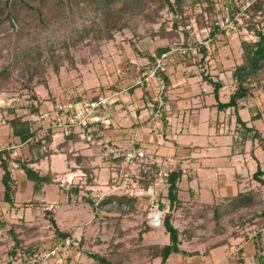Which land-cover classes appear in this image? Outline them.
<instances>
[{
  "label": "rangeland",
  "instance_id": "374dc122",
  "mask_svg": "<svg viewBox=\"0 0 264 264\" xmlns=\"http://www.w3.org/2000/svg\"><path fill=\"white\" fill-rule=\"evenodd\" d=\"M124 1H116L114 7H120ZM106 7L104 0H0V72L5 71L10 75V80L5 78L6 74L0 75V149L12 141V128L7 119L22 115L35 126L44 125L42 134L46 133L48 126L53 125L55 134L51 147L55 153L33 165L42 173L51 170L57 174L56 183L44 185L35 192L34 183L26 179L16 164L13 166L18 185L16 206L11 207L0 199V216L8 221L5 227L0 228V264H29L20 256V252L15 258L9 254L14 243L7 231L11 225L18 224L17 231L26 243L36 239L52 240L53 224L45 216L44 209L31 204L32 199L46 201L47 208L53 209L59 227L72 232V238L67 240L65 246L60 244V240H55L58 243L55 253L38 257L40 262L98 264L88 255L92 252L106 255L113 262L120 260L122 264H154L147 254L139 250L141 246L169 241V234L162 223L164 209L159 207L160 202L169 207L168 184L159 176L156 183L145 190L142 183L145 176L141 175L140 170H149L148 175L151 176L154 170L152 163L159 165L160 172H165L178 162L185 170L179 192L184 204L176 209L173 223L181 230L191 223L194 226L201 224L193 238L182 239L181 247L204 252L210 245L226 239L227 244L218 246L217 257H213L215 261L229 264L226 261L229 255L235 261L240 257L247 258L243 252H249L251 259L248 256V264H258L253 253L256 247L264 245V216H257L264 206V186L254 179L253 174L258 163L264 169V145L252 139L241 143L242 128L232 108L218 112L216 108L208 106L216 100L212 86L202 75L199 46L191 47L185 59L184 54H168L163 61L166 64L164 73L170 76L172 83L176 81V86L171 89L191 85L189 90L194 91L204 87L211 91V96L206 98V106L197 98L185 102L194 108L189 114L183 113L186 105L182 106L179 102L176 105L170 100L166 103L164 114L170 119L172 113L173 120L168 125L169 129L167 125L164 126L161 114L159 112L160 116H157L153 103L164 86L163 77L155 74L147 78L153 69H143L149 60L132 45L130 39L135 38L134 30L126 28L116 31L113 39L100 42L92 32H87L91 27H105ZM163 15L170 21V27L172 14L164 9ZM218 17L221 21V15ZM137 20L140 22L137 31L141 32L144 22L141 23L139 15L132 21ZM238 21L242 23L239 18ZM159 26L154 25L156 28ZM191 26L193 40L204 42L209 48L212 75L225 81L220 92L221 100L225 101L234 88L233 68L242 61L241 39L257 37L247 30L245 24L238 29L230 23L226 33L220 34L215 49L210 41L205 40L208 28L200 27L195 22ZM178 38L180 43L176 42L177 38L171 40L147 36L136 40L135 44L139 50L150 51L165 44L181 47L183 33ZM36 51H41L45 73L42 76L37 72L28 83L30 87H27L29 61H24V58ZM53 53L56 58H62L59 71L54 69ZM174 74L177 78H172ZM189 74L191 76L187 78ZM41 78V83H37ZM32 93L37 94L41 101L40 114L30 112V105H36L39 100L32 99ZM96 96L101 103L91 107L90 104L97 101L94 99ZM257 96L247 102L248 110L241 111V117L264 135V87ZM201 106L205 108L195 109ZM257 113H261L260 118L250 119ZM87 122L96 123L89 128V132L82 127ZM99 122L103 130L97 125ZM69 123L73 124L81 137V140L70 143L71 149L76 154L91 157V184H87V176L81 165L69 159L64 147L60 146L64 135L70 130ZM193 123L198 125L193 126ZM109 124L115 131L113 140L116 142L110 143L104 137L98 140L92 138L95 131L104 136L102 132L107 133ZM135 139L140 143L144 157H138L126 166ZM14 145L16 157L30 158L27 144ZM232 146H235V152H232ZM118 155H126L119 170L113 161ZM125 166L127 170H124ZM1 176L0 168V181ZM76 184L84 188L78 195L68 196L63 188ZM127 189L138 196L137 211L134 213L122 214L117 210L104 209L96 214L83 198L90 195L98 201L109 193L121 194ZM247 191L252 194L251 203L231 208L233 197L238 192ZM0 194H3L1 182ZM202 203H219L224 208H230L221 218L222 230L215 229L212 210L205 217H197ZM156 217L160 223H155ZM21 223L30 229H24ZM146 224L152 227V231L140 236ZM259 231L260 236L257 234ZM194 257H190V261ZM31 263L37 264L36 261Z\"/></svg>",
  "mask_w": 264,
  "mask_h": 264
},
{
  "label": "trees",
  "instance_id": "16d2710c",
  "mask_svg": "<svg viewBox=\"0 0 264 264\" xmlns=\"http://www.w3.org/2000/svg\"><path fill=\"white\" fill-rule=\"evenodd\" d=\"M116 1L119 0H104L106 4V10L104 17H106L105 27H91L87 30L89 34L92 32L93 37L97 41L113 39L116 31H123L126 28L134 30V39H130L135 50L143 52L144 56L148 58V63L143 69H154L158 60L163 54L179 53L181 56L186 55L190 52L189 50L193 46H199L201 52V58H199L200 66L203 67L202 75L205 81H207L213 88V94L216 102L213 106L218 112L226 111L230 108L234 110L236 114V120L241 126L242 141L244 144L246 140L252 139L257 140L261 145H264V135L255 125H248V122L242 119L240 115V109L244 107V102L250 100L255 96V92L264 87V0H125L120 7H114ZM166 9L168 13L172 14L171 26H168V18H164L163 10ZM137 15L141 16V23L144 22V30L141 32L137 31L140 26V22L132 21L137 18ZM221 15V21L218 17ZM238 18L241 19L242 23H239ZM132 21V22H131ZM134 22V24H133ZM192 22H195L200 27H206L209 29L208 35L205 40L211 42L216 49V43L220 40V34H225L227 27L230 23H233L238 27H245L249 32H253L257 39H241L240 45L242 48V61L235 65L232 72L234 88L230 92L227 100H221V90L225 86L222 79L212 75L210 71L209 59L211 53L209 48L204 42L193 40L191 36ZM160 24L159 28L154 25ZM183 33L184 41L181 47H171L170 44L157 46L153 51L143 50L137 48L135 44L136 40L143 39L147 36L152 38L160 37L162 39L177 38L176 42L179 41V34ZM84 38V36H83ZM175 42V41H174ZM174 48V49H173ZM183 50V52H182ZM41 51H36L35 54L28 53L24 61H29L27 70L30 72V77L27 80L25 86L30 87L28 84L33 79L34 75L40 73L44 75L45 66L41 61ZM168 56V55H167ZM54 61V69L59 71L61 56L56 58L55 54H52ZM197 63V62H196ZM147 67V68H146ZM142 69V70H143ZM6 74V75H5ZM157 76L162 75L164 86L159 91V97L154 100L155 112H160L161 118L164 122V126L167 125L166 116L164 114L166 108V102L168 100L167 90L168 86L171 85V80L162 68H158L155 72ZM0 75H5L7 80H10L9 73L5 71L0 72ZM44 78V77H43ZM41 79H38L37 83H41ZM32 99L38 100L37 94L32 93ZM94 99L98 101L96 96ZM41 104L40 99L34 105H30V112L40 114ZM163 112V113H162ZM261 113H257L251 119L260 118ZM12 128L11 140L6 147L0 149V168L2 170L1 183L3 186V198L2 200L8 203L11 207L16 206V194L18 192V185H16V178L13 174V166L16 164L17 167L22 171L28 181L34 183L35 192L40 191L44 185L56 183L57 174L51 170L46 173H42L41 170L36 169L33 164L40 162L45 157H50L55 150L51 147L54 140V127L53 125L48 126L46 133L42 134L44 125L35 126L31 120L24 119L22 115L13 117L12 119L6 120ZM96 123H87L83 125L85 132H89V128ZM69 131L64 135V140L60 143L61 147H64V151L69 159H73L80 164L81 169L87 176V184H91L93 177L91 174L90 159L91 157L75 153L71 149L70 143L81 140L80 134L74 130L73 124L69 123ZM102 135H98V132H92L93 139H101ZM18 139V140H17ZM87 140V139H86ZM14 144H27L29 146L30 158H19L14 155L15 147ZM140 150V143H136L132 149V157L126 166H129L133 161L138 158V151ZM126 155H118L113 158V161L118 165V170L124 163ZM124 167L127 170L128 167ZM154 170L153 173L148 175L149 170H140L141 175H144L142 183L145 190L153 186L157 179L163 177L168 184L167 198L169 201V207L165 206L164 203L160 202L159 207L164 209L162 214V223L165 231L169 234V241L164 244H151L147 247H140L139 251L147 254L149 259L161 257L160 264H166L169 256L172 254H182L184 257H192L200 254L198 250H187L181 247L182 239H191L196 235V231L201 224L193 223L189 227L181 230L176 227L173 223L175 218V211L183 206L184 201L180 198V182L185 175V170L182 167V163L178 162L172 169L160 172V167L156 163L151 165ZM254 179L258 180L264 186V169L261 164L258 163L257 170L253 174ZM124 178V177H123ZM141 181V180H140ZM123 182V179L120 183ZM84 188L83 185L76 184L70 188H63L64 192L71 196L73 194L78 195ZM87 192H91L90 189H85ZM84 200L88 202L94 209L96 214H99L102 210H117L122 214L134 213L137 211L138 196L127 192L121 194L109 193L100 200H94L90 195L83 196ZM252 194L251 192H238L231 201V208H238L243 205H249L251 203ZM264 203V199H263ZM31 204L35 207H39L45 210V216H47L53 224V236L50 242L44 239H36L26 243L20 233L17 231L18 224L11 225L7 231L11 235L13 245L9 251L12 258L16 257L18 252L20 256L26 260H32L39 262L38 257L44 256L46 252H55L57 244L55 240H60V244L65 246L72 238V232L61 229L55 219L53 209L47 208L48 203L40 199H32ZM227 207V206H226ZM224 208L219 203H202V210L198 212L197 217H205L209 210L213 211L212 219L216 223V230L220 228L222 230L221 218L226 214L230 208ZM264 216V206L257 216ZM256 216V215H255ZM23 221V219H22ZM8 221L0 216V228L5 227ZM23 226V223L20 224ZM203 226V225H202ZM24 229L29 230L27 226H23ZM152 227L150 225L145 226L140 232V236L144 232H147ZM261 231L257 234L260 236ZM139 236V238H140ZM228 240L223 239L220 242H216L209 246V248H215L224 244H227ZM49 246V247H47ZM255 246V245H254ZM208 248V249H209ZM207 249V250H208ZM263 252V253H262ZM88 255L98 261V264H122V261L118 260L113 262L110 257L102 255L100 253H88ZM253 256L256 258L258 264H264V245L256 247Z\"/></svg>",
  "mask_w": 264,
  "mask_h": 264
},
{
  "label": "crops",
  "instance_id": "0c3cea01",
  "mask_svg": "<svg viewBox=\"0 0 264 264\" xmlns=\"http://www.w3.org/2000/svg\"><path fill=\"white\" fill-rule=\"evenodd\" d=\"M233 68V67H232ZM172 71H174V70H172ZM166 75H168V74H166ZM169 76V75H168ZM177 75L176 74H174L173 75V77L172 78H175ZM188 77L187 78H190V76H191V74H189V75H187ZM170 77V76H169ZM177 78V77H176ZM171 79V78H170ZM174 80V79H173ZM223 80V79H222ZM224 81V80H223ZM175 82V83H174ZM173 83H172V81H171V85L170 86H168V90H167V97H168V100H167V102H169L170 100H171V102L172 103H175L176 105H177V103L179 102L180 103V105H182V106H185L187 103H185V102H188V101H190V100H194V99H198V100H200L201 102H202V105H204V106H206L205 105V103H206V98H209L210 96H211V91H209V90H205L204 89V87H199L198 89H195L194 91H192V90H189V88H192V86L190 85H185V86H183V87H176L175 89H171V87L172 86H176V81H174ZM224 83H225V81H224ZM118 87V86H117ZM177 89V90H176ZM213 89V88H212ZM175 90L177 91V92H175ZM119 91V90H118ZM199 92V93H197V92ZM259 92H260V89L258 90V91H256L255 92V96L253 97V98H251L250 100H248V101H245L244 102V107L243 108H241L240 109V114H241V116H243V114L241 113V111H246V110H248V107H247V102L249 103L252 99H254L255 97L256 98H258V94H259ZM152 94V93H151ZM173 94L175 95L174 97H172L173 96ZM172 98H173V100H172ZM157 100V99H156ZM166 102V103H167ZM192 102V101H191ZM216 102V101H215ZM185 103V104H184ZM190 103V102H189ZM214 103H211L210 105L208 104V106L211 108V109H213V108H215V107H213L212 105H213ZM200 108H205V107H203V106H201V107H196L195 109H200ZM192 110H194V108L190 105V104H188V106L186 105V107H183V113H188L189 114V112H191ZM185 113V114H186ZM191 115V114H190ZM171 116L173 117V115H172V113L170 114V119H168V116H166V120H170V121H168L167 122V126L169 125V124H172L171 122V120H173V119H171ZM251 119V118H250ZM245 120V119H244ZM218 121V120H217ZM198 122V121H197ZM218 124V123H217ZM97 125L98 126H100V122L99 123H97ZM183 125H184V123H183ZM188 125V122L185 124V126H187ZM193 126H196V125H198V123L196 124V123H193L192 124ZM101 127V126H100ZM170 127L168 126V129H169ZM104 128H102L101 127V130H103ZM106 132L107 133H103L102 132V134L104 135V136H102V138L103 139H105V140H108L110 143L111 142H113L114 140H113V136L115 137V135L113 134L115 131L113 130V127H112V125L111 124H109V126H108V129L106 130ZM148 137V136H147ZM137 138V137H136ZM146 139H148V138H146ZM136 141L134 142V144H133V147H134V145L137 143V139H135ZM114 142H116V141H114ZM141 146V145H140ZM233 147V146H232ZM234 148H235V146L232 148V152H235L234 151ZM1 182V181H0ZM1 196H0V199H1V201H2V198H3V194H0ZM152 216V215H151ZM152 230H150V232H151ZM217 250H218V247L217 248H213V249H206L204 252H202V251H200V254L199 255H197L196 257H194L191 261H190V257H184L182 254H172L171 256H169V258H168V260H167V262H166V264H220V262L219 261H215V257H217L216 255H217ZM249 252H247V253H245V252H243V255H247V258H243V257H240L239 259H237V260H233L234 258H232V257H230V255H229V257H227L226 258V261L229 263V264H248V256H249V254H251V253H249ZM214 257V258H213ZM207 258V260H205V259ZM251 259V256H249V260ZM161 260H162V258L161 257H156V258H153L152 259V261L154 262V264H160L161 263ZM240 262H239V261ZM31 261L32 260H28V262L27 263H29V264H33V263H31ZM152 261H149V262H151L152 263ZM159 262V263H158ZM53 264V262L52 261H49L48 263L47 262H38L37 264ZM9 264H12V262L11 263H9ZM14 264H16V263H14ZM150 264V263H149Z\"/></svg>",
  "mask_w": 264,
  "mask_h": 264
},
{
  "label": "built area",
  "instance_id": "2783aa9c",
  "mask_svg": "<svg viewBox=\"0 0 264 264\" xmlns=\"http://www.w3.org/2000/svg\"><path fill=\"white\" fill-rule=\"evenodd\" d=\"M167 55L168 54H163V56L158 60V64H157V66L153 69V71H152V73H150L148 76H147V78L150 76V75H152V76H154L155 75V72H156V70L158 69V68H162L164 71H165V63H163V61H164V59H166V57H167ZM146 78V79H147ZM97 103L99 104V103H101V101L99 100V101H93L91 104H90V106L91 107H95L96 105H97ZM157 114V116L159 115V112H157L156 113ZM160 116V115H159ZM88 123V122H87ZM86 123V124H87ZM130 154H132L133 155V153H130ZM132 155L130 156V158H128V156H127V158L128 159H131V157H132ZM138 157H144V153L142 152V151H138ZM130 161V160H129ZM127 191H130L129 189H127ZM131 194H133V193H131ZM155 223H160V220L156 217L155 218ZM55 252H47V253H45L44 254V257H45V255L46 256H49L50 254H54Z\"/></svg>",
  "mask_w": 264,
  "mask_h": 264
}]
</instances>
